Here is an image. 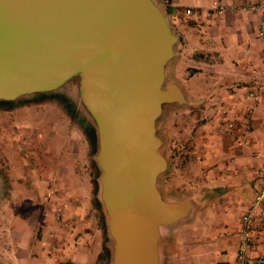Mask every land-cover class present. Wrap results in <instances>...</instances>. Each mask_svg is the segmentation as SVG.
<instances>
[{
	"label": "water",
	"instance_id": "95a60500",
	"mask_svg": "<svg viewBox=\"0 0 264 264\" xmlns=\"http://www.w3.org/2000/svg\"><path fill=\"white\" fill-rule=\"evenodd\" d=\"M178 42L163 0H0V108L49 99L81 121L67 95L78 70L59 80L93 46L102 111L80 124L92 139L105 264H162L166 231L200 205L161 190L172 163L161 122L196 105L168 67Z\"/></svg>",
	"mask_w": 264,
	"mask_h": 264
},
{
	"label": "crops",
	"instance_id": "0c3cea01",
	"mask_svg": "<svg viewBox=\"0 0 264 264\" xmlns=\"http://www.w3.org/2000/svg\"><path fill=\"white\" fill-rule=\"evenodd\" d=\"M171 2L173 8L190 9L183 21H170L179 36L178 45L183 43L184 52L194 55L188 71L191 83L182 85L173 75L196 103L192 118L201 124L195 127L186 171L176 156L168 174L172 181L166 185L163 179L161 190L173 197L196 195L200 205L166 231L162 264H235L241 217L264 184L263 67L258 37L262 13L208 14L213 0ZM249 91L258 98H247ZM230 121L236 127L232 134L225 128ZM253 241L249 259L264 256V230L255 232ZM42 256L43 260L28 257L27 262L54 264Z\"/></svg>",
	"mask_w": 264,
	"mask_h": 264
},
{
	"label": "rangeland",
	"instance_id": "374dc122",
	"mask_svg": "<svg viewBox=\"0 0 264 264\" xmlns=\"http://www.w3.org/2000/svg\"><path fill=\"white\" fill-rule=\"evenodd\" d=\"M177 47L181 54L168 67L182 85L189 86L194 55L184 52L183 43ZM77 70L68 91L64 90L70 102H77L81 121L49 99L0 108V172L6 177L0 192V264H31L28 257L43 260L42 255L54 264H94L102 251L104 236L93 204L95 169L80 124L82 119L85 125L95 124L102 111L93 46H87L66 69L61 84ZM183 112L170 111L162 124L171 161L170 140L186 135L190 128L191 118ZM163 179L166 185L172 181L169 175Z\"/></svg>",
	"mask_w": 264,
	"mask_h": 264
},
{
	"label": "built area",
	"instance_id": "2783aa9c",
	"mask_svg": "<svg viewBox=\"0 0 264 264\" xmlns=\"http://www.w3.org/2000/svg\"><path fill=\"white\" fill-rule=\"evenodd\" d=\"M175 6L170 2L165 4ZM190 13V9L186 10ZM226 12L237 13H262L260 26L258 29V37L261 41V62L263 67V94H264V0H260L251 4H240L233 0L230 3H225L222 0H213L212 7L208 14H223ZM249 99H257L258 94L255 91H249L246 95ZM226 130L231 134L234 133L236 127L233 121L227 122ZM264 230V184L255 195L253 201L249 205L247 211L242 215L239 229V242L237 247L236 263L235 264H264V256L260 255L253 259H249L248 251L254 246L253 236L255 232Z\"/></svg>",
	"mask_w": 264,
	"mask_h": 264
},
{
	"label": "trees",
	"instance_id": "16d2710c",
	"mask_svg": "<svg viewBox=\"0 0 264 264\" xmlns=\"http://www.w3.org/2000/svg\"><path fill=\"white\" fill-rule=\"evenodd\" d=\"M163 2L165 4H167V3H170L171 0H163ZM165 10H166L168 16L171 19H177L179 21H183L184 18H185V15H187V12H186L187 9L186 8H182V7L181 8H173L170 5H166L165 6ZM192 71H196V69H193ZM7 109H10V108L7 107ZM87 136H88V139H89V143L92 144V139H91L90 134L87 133ZM185 151H186L185 147L181 148L180 146L177 145V146H174L172 148L170 146L169 154H170V157H171L172 161L175 160L176 156H179L180 158H182L183 152H185ZM90 202H91V200H90ZM93 204H94V208L97 210L98 207H96V206H98V204H97V202L95 200H93ZM94 208L92 209V207H91L89 210L92 212V211H94ZM96 224H97V227H99L101 225V227L103 228V222L100 219V217H99V221L97 220ZM107 258H108V253H107L106 249H104L102 251H99L97 253V256H96L94 264H105V261H106ZM65 264H83V263H75V262H72V261H67Z\"/></svg>",
	"mask_w": 264,
	"mask_h": 264
},
{
	"label": "flooded vegetation",
	"instance_id": "af4514ba",
	"mask_svg": "<svg viewBox=\"0 0 264 264\" xmlns=\"http://www.w3.org/2000/svg\"><path fill=\"white\" fill-rule=\"evenodd\" d=\"M197 109L195 106H193V107H190V108H186V109H180V110H177V109H174V108H171L170 110H169V112L168 113H170V111H174V112H183V111H187V112H183V114H186L185 115V117H187V118H191V123H190V128H192L191 129V131H189V133L188 134H186V135H183V136H180L179 135V137H177V138H175V139H172V140H170V142H169V148H170V146L173 148L174 146H177V145H179L181 148L183 147H185V149H186V151L185 152H183V156H182V158H181V161H182V170H183V172L184 171H186V165H187V163L189 162V153H188V150H189V148H190V145H191V143L193 142V137L195 136V127L198 125H200L201 123H200V121L199 120H197V119H193L192 117H194L195 115H194V112H195V110ZM167 113V114H168ZM167 117V115L164 117V118H166ZM165 121V119H163L162 120V122H161V130H162V134L164 135V129H162V124L163 123H165L164 122ZM164 126V125H163ZM189 128V129H190ZM179 130V129H178ZM180 131V130H179ZM172 162V161H171Z\"/></svg>",
	"mask_w": 264,
	"mask_h": 264
}]
</instances>
